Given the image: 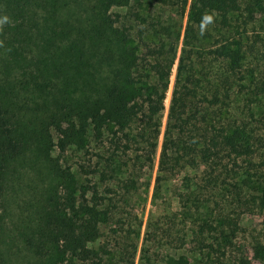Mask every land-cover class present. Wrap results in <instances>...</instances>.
<instances>
[{"label": "trees", "instance_id": "trees-1", "mask_svg": "<svg viewBox=\"0 0 264 264\" xmlns=\"http://www.w3.org/2000/svg\"><path fill=\"white\" fill-rule=\"evenodd\" d=\"M205 14L213 23L201 34ZM4 16L0 264H14L3 253L1 202L7 169L26 149L27 106L48 119L41 125L53 127L58 150L53 184L24 236L27 264H135L139 249L140 264H158L139 248L142 179L156 157L153 198L168 174L199 171L185 186L190 203L173 215L193 253L161 264H251L236 238L241 215L264 213V0H0ZM21 29L30 38L17 59ZM163 223L149 220L148 230L170 237ZM102 227L109 243L94 246ZM252 252L264 262V243Z\"/></svg>", "mask_w": 264, "mask_h": 264}, {"label": "rangeland", "instance_id": "rangeland-1", "mask_svg": "<svg viewBox=\"0 0 264 264\" xmlns=\"http://www.w3.org/2000/svg\"><path fill=\"white\" fill-rule=\"evenodd\" d=\"M18 20L19 18L17 21ZM34 32L35 31L32 30L30 34H34ZM27 34L28 33H26L24 29L18 31V42H16L17 59H19L20 54L23 55L26 53V38H30ZM5 38L7 40L6 33ZM33 47L32 45V48ZM9 60L11 59L7 57L3 61ZM262 64L264 65V56ZM175 72L176 64L173 67L169 89L166 94L165 111L162 118V131H164L166 124ZM27 108L21 119L22 128H24L27 133L26 149L7 169L4 196L1 202L5 222L2 236L3 253L14 264H27L32 260L31 254L24 244V236L28 232L30 225L36 219L45 195L53 184V177L49 171L50 158L58 156V150L49 143V136L51 137L50 139L55 138L53 127L50 126V133H46L44 127L41 125L47 122L48 119L39 111L34 110V108L29 106H27ZM257 111L260 115H264V95L260 97ZM262 129L264 130V126ZM263 130L261 131L262 133H264ZM161 140L162 134L159 138V142H161ZM66 155L70 159L72 157V162L75 161V157L71 155L70 151H68ZM198 174V170L191 168H186L173 175L168 174L161 183L162 188L160 193L153 198L155 177L157 175L156 157L153 168L148 170L142 179V191H145L146 206L140 213L143 225L140 234L139 248L143 247L142 245L145 244L146 248L150 250V254L158 257V264H161L162 259L167 255L185 254L191 257L193 253L190 252L186 246L182 247L177 234L181 226V220L178 216L173 218V215H177L179 212L182 213L183 205L190 203L185 186H189V183L196 181ZM78 180L82 181V178L78 176ZM167 215L171 219H168L166 217ZM149 220H152V223L160 220L164 222V227L171 228V236L162 237L160 234H156L157 231L155 229L148 230ZM240 226L242 227V231L236 238L240 250L250 260L251 264H264V262L255 260L252 257V245L254 242L259 240L264 243V213L253 212L241 215ZM109 231L110 229H108V227H102V235L100 239L94 243V246L103 242L108 244L111 236ZM168 242H172L174 248L169 247ZM140 255L141 252L139 249L137 251L135 264H140Z\"/></svg>", "mask_w": 264, "mask_h": 264}, {"label": "clouds", "instance_id": "clouds-1", "mask_svg": "<svg viewBox=\"0 0 264 264\" xmlns=\"http://www.w3.org/2000/svg\"><path fill=\"white\" fill-rule=\"evenodd\" d=\"M6 22H8L7 16L0 18V25L5 24ZM211 23H213V16L211 14H205L202 17V21H201V25H200L201 34H203V32L206 30L207 26Z\"/></svg>", "mask_w": 264, "mask_h": 264}]
</instances>
